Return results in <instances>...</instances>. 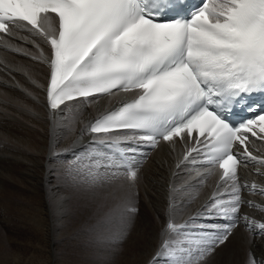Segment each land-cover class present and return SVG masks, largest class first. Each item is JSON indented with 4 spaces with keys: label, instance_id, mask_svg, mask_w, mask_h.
Here are the masks:
<instances>
[{
    "label": "snow or ice",
    "instance_id": "obj_1",
    "mask_svg": "<svg viewBox=\"0 0 264 264\" xmlns=\"http://www.w3.org/2000/svg\"><path fill=\"white\" fill-rule=\"evenodd\" d=\"M169 7L168 0H0V39L12 36L15 28L40 36L50 46L46 92L53 111L76 97L113 90L134 93L116 110L86 125L90 134L140 132L144 135L118 136L111 143L138 140L155 147L157 137L171 142L185 133L192 138L195 132L196 143L204 148L202 163L218 166L220 184L231 189L214 191L196 215L232 220L245 203L241 188L249 187L239 183L238 157L264 165V156L253 155L248 147L249 135L264 142V108L235 127L209 106L220 104L214 97L234 101L264 91V0H201L190 19L161 21L160 14ZM40 53L42 58V49ZM237 147L240 151L234 152ZM200 151L187 148L183 160ZM77 163L82 164L77 175L94 184L98 176L93 169L101 165L85 164L79 157ZM121 166L127 167V178L135 180L137 172L116 165ZM225 195L229 198L223 199ZM124 211L134 214L136 209ZM256 226L264 231V223ZM189 227V221L177 224L169 219L154 260L201 264L214 246L228 239L235 223L212 225L213 233L185 231Z\"/></svg>",
    "mask_w": 264,
    "mask_h": 264
},
{
    "label": "bare ground",
    "instance_id": "obj_2",
    "mask_svg": "<svg viewBox=\"0 0 264 264\" xmlns=\"http://www.w3.org/2000/svg\"><path fill=\"white\" fill-rule=\"evenodd\" d=\"M12 32V36L0 39V217L6 224H11L14 215L24 219L32 213L33 247L42 250V243L58 229L54 221H59L66 205L62 191L53 185L54 166L63 162L76 165L79 157L85 164L94 161L101 165L93 171L111 175L114 188L120 185L123 196L136 209L134 214H127L121 225L133 251L124 264H150V261L166 264V258L154 260V257L169 219L177 224L189 221L190 227L185 231L190 232L213 233L216 229L212 225L235 223L228 239L214 246L201 264H250V260L264 264V231L256 226L264 223V191H261L264 189V165L242 156L238 179L242 186L249 187L241 188L240 195L245 203L241 204L236 218L197 216L214 191L231 189L220 184V170L216 166L203 165L197 153L188 161L183 160L186 149L193 146L185 135L171 142L160 141L153 150L137 156L134 151L138 140H122L118 145L111 143L118 136H135L132 131L90 134L86 125L134 93L113 90L112 94L67 101L53 111L46 96L50 46L28 31L14 28ZM248 147L253 155L264 156V142L253 139ZM116 165L130 166L137 172L135 180L127 178V167ZM197 172L204 175L198 177ZM252 183L257 185L254 190ZM13 195L22 196L24 200ZM29 201H35L32 210L30 203L27 204ZM247 201H251V205ZM170 203L174 204L173 208ZM245 216L255 223L247 224ZM189 217L195 219L189 220ZM132 219L135 221L133 229ZM0 245V250L13 251L0 252V263L32 264L36 258L27 255L26 248L15 238L5 239Z\"/></svg>",
    "mask_w": 264,
    "mask_h": 264
},
{
    "label": "rangeland",
    "instance_id": "obj_3",
    "mask_svg": "<svg viewBox=\"0 0 264 264\" xmlns=\"http://www.w3.org/2000/svg\"><path fill=\"white\" fill-rule=\"evenodd\" d=\"M64 164L54 166L56 171H53L55 174L52 173V177L56 190L62 191L65 211L59 221H54L58 229L42 243V250L33 247L35 224L32 213L28 214L30 218L25 216L24 219L14 215L16 217L13 216L10 225L0 217V243L15 238V241L22 243L21 247L26 248L27 255L36 257L32 264H124L133 251L127 244L128 236L121 231L128 214L124 209L131 208L130 201L122 194V187L115 186L121 190L115 189L113 177L103 172H96L97 181L90 183L84 176L77 175L80 165ZM13 197L23 199L22 196ZM33 202L27 203H30L31 210L35 206ZM131 225L133 229V219ZM3 251L0 250L5 254L13 253L9 249Z\"/></svg>",
    "mask_w": 264,
    "mask_h": 264
}]
</instances>
